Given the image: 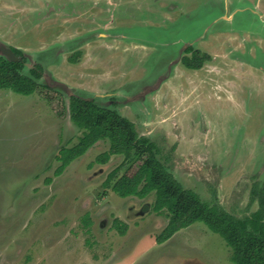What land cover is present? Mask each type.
<instances>
[{
	"label": "rangeland",
	"instance_id": "obj_1",
	"mask_svg": "<svg viewBox=\"0 0 264 264\" xmlns=\"http://www.w3.org/2000/svg\"><path fill=\"white\" fill-rule=\"evenodd\" d=\"M1 46L41 65L67 106L93 99L135 123L203 200L239 218L259 209L264 0H0ZM190 47L209 57L201 70L183 63ZM82 136L44 95L0 90V264H234L200 222L158 244L169 216L156 194L113 191L125 157L99 164L108 142L58 175Z\"/></svg>",
	"mask_w": 264,
	"mask_h": 264
},
{
	"label": "trees",
	"instance_id": "obj_2",
	"mask_svg": "<svg viewBox=\"0 0 264 264\" xmlns=\"http://www.w3.org/2000/svg\"><path fill=\"white\" fill-rule=\"evenodd\" d=\"M11 49L21 61L13 62L0 55V90H11L25 96L42 94L60 118L70 117L73 124L83 131L75 147L61 151L58 175L97 143L108 142L109 151L98 157L99 164H108L113 156L125 157L122 166L107 181L117 180L113 191L123 198L145 199L156 194L155 210L169 216L167 228L157 237L158 244L166 243L177 232L200 222L227 242L232 249L234 264H264V186H254L250 205L258 203L259 209L245 218L234 216L218 203L203 200L176 178L167 164L170 158L162 154L155 142L141 136L135 123L117 110L100 107L93 99L73 96L67 106L63 93L40 83L44 68L37 64L27 70L28 60L24 53ZM187 51L193 54L191 58L183 59L188 69L201 70L209 60L208 56L201 58L198 53H193L191 47ZM124 166H127L126 171L118 177Z\"/></svg>",
	"mask_w": 264,
	"mask_h": 264
},
{
	"label": "water",
	"instance_id": "obj_3",
	"mask_svg": "<svg viewBox=\"0 0 264 264\" xmlns=\"http://www.w3.org/2000/svg\"><path fill=\"white\" fill-rule=\"evenodd\" d=\"M0 53L2 56L6 57L8 60L13 62H20L21 58L17 57L11 48H6L4 46L0 47ZM148 206L145 207V212L148 210Z\"/></svg>",
	"mask_w": 264,
	"mask_h": 264
}]
</instances>
